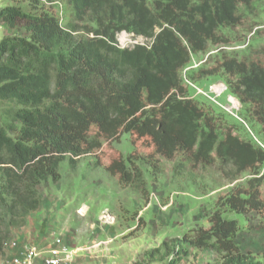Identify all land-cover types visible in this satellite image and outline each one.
<instances>
[{"label": "trees", "instance_id": "trees-1", "mask_svg": "<svg viewBox=\"0 0 264 264\" xmlns=\"http://www.w3.org/2000/svg\"><path fill=\"white\" fill-rule=\"evenodd\" d=\"M22 1L0 5V22L15 29L0 37V101L9 104L0 121V258L10 229L22 227L41 207L38 186L59 180L61 161L74 164L77 156L98 149L101 139L135 133L150 137L168 159L178 151L190 153L194 162L216 157L235 173L248 170L249 178L245 187L234 186L217 198L208 226L162 241L133 264L154 263L156 254L166 264H179L190 248L215 251L219 264H264L236 241L249 213L264 219V148L251 134L243 138L235 132L223 108L217 113L204 95L199 94L211 103L187 95L188 88L196 93L187 81L221 80L225 95L243 110L242 121L230 116L264 146V65L238 59L237 49H218L213 53L225 55L213 67L205 68L210 53L198 67L183 71L212 51L209 44L227 42L220 33L239 23V4L252 0ZM58 3L69 14L64 24L52 10ZM120 32L149 42L119 47ZM253 124L259 125L258 136ZM130 161L118 158L107 169L130 182ZM228 213L242 215L244 223ZM258 256L264 258V251Z\"/></svg>", "mask_w": 264, "mask_h": 264}, {"label": "rangeland", "instance_id": "rangeland-1", "mask_svg": "<svg viewBox=\"0 0 264 264\" xmlns=\"http://www.w3.org/2000/svg\"><path fill=\"white\" fill-rule=\"evenodd\" d=\"M2 2L3 5H24L22 0H0V5ZM52 10L60 17L62 24L69 18L62 3L55 5ZM238 13L239 23L220 33L227 42L209 44L208 49L236 47L248 41V46L245 49L238 48L235 55L238 59L255 60L264 65V0H252L247 6L239 4ZM14 33L15 29L0 22V37ZM148 42L149 39L128 32L116 35L119 47ZM222 53L210 54L205 68L220 62V56L225 55ZM199 55L202 57L203 54ZM211 81L208 90L204 89ZM211 81H193L207 95L199 93L197 89L195 93L190 88L187 95L201 103L209 104V100L215 103L212 99L215 92L210 93V87L223 83L216 79ZM226 97L223 91L216 100L227 106ZM211 104L215 112H223L217 103ZM7 106V102L0 101V121ZM238 110L239 117L243 118L240 105ZM230 115L224 114L227 122L235 123L238 128L235 132L248 138L251 134L249 127ZM250 129L259 135L258 124H253ZM94 132L95 128L92 127L91 134ZM126 156L131 158L128 169L133 179L130 182L121 181L119 174L112 175L107 169L112 161ZM215 158L211 163L194 162L190 153L178 151L168 159L156 152L150 137L137 136L135 133H120L114 139H101L98 149L77 156L74 164L69 163L67 158L59 163V180H47L38 186L41 207L26 219L30 226L37 229L41 219L45 218L49 226L48 236L53 232L54 235L59 234L66 244L76 242L74 246L80 247L107 242L106 248L100 245V250L97 249L91 256L86 255L88 257L85 258L79 255L82 257L78 256V262L82 264H133L136 260H142L148 250L160 246L162 241L173 242L191 228L208 226L207 215L217 198L227 194L234 186H246L248 170L235 173L232 165L223 166ZM260 191L264 200V182ZM102 211L113 216L114 221L104 223L99 220ZM226 217L236 218L240 225L244 223L240 214L228 213ZM246 224L247 227L240 231L236 241L242 251L251 250L264 263V258L258 256L264 251V219L251 212ZM19 231L20 227L11 228L8 237H19ZM155 256L156 262L152 264H166L167 259L162 261L159 254ZM7 260L8 257L3 254L0 264H6ZM178 263L219 264L220 256L209 249L190 248L189 254Z\"/></svg>", "mask_w": 264, "mask_h": 264}, {"label": "built area", "instance_id": "built-area-1", "mask_svg": "<svg viewBox=\"0 0 264 264\" xmlns=\"http://www.w3.org/2000/svg\"><path fill=\"white\" fill-rule=\"evenodd\" d=\"M248 44L243 43L242 45L238 46H222L218 47L215 50L204 55L200 60L192 59L191 64L186 67L183 71H186L190 68H196L201 63H203L208 54L217 51L218 49H238L243 48ZM191 86H193L199 93L207 95L204 91L198 89L195 85L187 81ZM215 92L213 95V100L219 106H221L225 111L233 115L234 117L238 118V109H239V102L237 99L232 97L231 95H227L226 102L229 103L227 106L221 105L216 98L220 95L223 91L226 92V86L224 84L214 85L210 87V93ZM224 104V103H223ZM252 137L264 148V146L257 140V138L251 132ZM99 220L104 223H112L114 221L113 216H111L108 212L102 211L99 215ZM100 245H104L101 248L107 247V242H97L96 244L88 245V246H76L70 247L67 245L62 237L59 234H53V236L49 239V241L44 246L38 245H21L16 239H9L3 242V254L4 256L8 257L6 264H81L78 262L79 255L90 254L92 255L97 249L100 250ZM105 250V249H103Z\"/></svg>", "mask_w": 264, "mask_h": 264}, {"label": "crops", "instance_id": "crops-1", "mask_svg": "<svg viewBox=\"0 0 264 264\" xmlns=\"http://www.w3.org/2000/svg\"><path fill=\"white\" fill-rule=\"evenodd\" d=\"M1 5H3V2L1 3ZM32 223L34 224V222H32ZM27 228H29V229H27ZM18 234H19V237H16L15 239L19 242V244H21V245H24V244H26V245H38L41 247L47 243V242H44V240L47 239V241H48V239L53 236L52 234H54V232L51 233V235H50L51 237L48 236L50 234L49 233V226H48L47 220H45V218H42L41 223L37 229L35 227L30 226L29 220L26 219V223L22 227H20V231L18 232ZM30 235H31V237H30ZM29 240H31V241H29ZM34 240H36V241H34ZM75 243L76 242H72V245H70L69 243H67V244L70 247L79 246V245L74 246ZM86 255L91 256L90 254H85L84 255L85 258L88 257ZM79 257H82V256H79ZM6 262L7 261H5V263Z\"/></svg>", "mask_w": 264, "mask_h": 264}]
</instances>
